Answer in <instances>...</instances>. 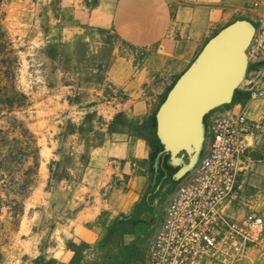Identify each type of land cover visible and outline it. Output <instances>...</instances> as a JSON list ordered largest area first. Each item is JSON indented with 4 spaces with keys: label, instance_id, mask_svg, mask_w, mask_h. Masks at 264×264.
<instances>
[{
    "label": "crops",
    "instance_id": "1",
    "mask_svg": "<svg viewBox=\"0 0 264 264\" xmlns=\"http://www.w3.org/2000/svg\"><path fill=\"white\" fill-rule=\"evenodd\" d=\"M242 3L9 2L4 17H14L18 8L20 16L30 17L25 25L21 19L28 42L56 49L52 58L58 80L45 89L44 102L35 99L36 112H51L52 124L40 125L37 118L38 126L57 132L66 124L73 127L66 137L68 179L53 185L68 193L70 211L53 226V245L46 255L52 264H144L179 182L172 177L174 168L171 172L168 165L169 170L159 165L152 183L148 156L155 128L148 119L207 39L236 19L248 20L239 11ZM243 104L252 128L237 163L231 206L239 198L245 211L256 209L264 219V99Z\"/></svg>",
    "mask_w": 264,
    "mask_h": 264
},
{
    "label": "built area",
    "instance_id": "2",
    "mask_svg": "<svg viewBox=\"0 0 264 264\" xmlns=\"http://www.w3.org/2000/svg\"><path fill=\"white\" fill-rule=\"evenodd\" d=\"M239 11L254 31L238 89L248 93L246 100L264 99V0H243ZM243 103H229L205 125L197 162L178 179L144 264H242L262 243L263 217L255 209L239 214L231 206L237 163L252 128Z\"/></svg>",
    "mask_w": 264,
    "mask_h": 264
},
{
    "label": "rangeland",
    "instance_id": "3",
    "mask_svg": "<svg viewBox=\"0 0 264 264\" xmlns=\"http://www.w3.org/2000/svg\"><path fill=\"white\" fill-rule=\"evenodd\" d=\"M10 1L0 0V90L9 91L13 85L15 91L25 94V100L18 99L22 103L20 110H13L8 116L23 120L26 128L35 136L38 157L35 175L34 159L30 148L26 147L22 162L0 176V264H52L46 255L53 245V226L65 221L70 211L68 193L53 189V185L68 179L66 137L73 127L66 124L57 132V129L40 126L52 124L51 112H36L35 99L44 102L45 89H50L58 80L57 65L52 58L56 49L40 48L36 43L28 42L25 30L21 33V29L26 27L22 25L21 19L25 25L30 17L26 14L20 16L19 8L14 17H4ZM31 20L34 22L35 18ZM222 106L204 114V126L212 115L222 110ZM37 118L40 120L39 126ZM0 125L6 127L3 119H0ZM11 136H16V132H12ZM157 146L159 148V143ZM52 154L60 158L54 159ZM170 171L174 169L170 168ZM172 189L173 185L169 191ZM235 201L234 211L241 214L244 208L245 212V202ZM20 204L22 214L18 217L16 212ZM143 239L141 237L139 243H143ZM242 264H264V239Z\"/></svg>",
    "mask_w": 264,
    "mask_h": 264
},
{
    "label": "water",
    "instance_id": "4",
    "mask_svg": "<svg viewBox=\"0 0 264 264\" xmlns=\"http://www.w3.org/2000/svg\"><path fill=\"white\" fill-rule=\"evenodd\" d=\"M254 28L236 19L214 33L166 92L154 114L160 150L152 161V183L161 156L178 180L193 169L204 141L203 116L231 103L246 71V47Z\"/></svg>",
    "mask_w": 264,
    "mask_h": 264
},
{
    "label": "trees",
    "instance_id": "5",
    "mask_svg": "<svg viewBox=\"0 0 264 264\" xmlns=\"http://www.w3.org/2000/svg\"><path fill=\"white\" fill-rule=\"evenodd\" d=\"M168 89L166 90V92L168 91ZM7 91L8 90L6 89L5 91L6 93H5V92H1L0 90V119L4 120L6 126L4 127L0 125V176L6 171L10 172L14 166H17V164L19 165L22 162V158L25 156L26 147L30 148L32 158L34 159L33 175H35L37 170V157H38V147L36 145V138L26 128L23 120L18 119L15 116H8V114L13 110L15 109L20 110V108L22 107V103L18 99L25 100L26 96L22 92L15 91L13 85L12 88L8 91V93ZM165 94L160 102H162V100L164 99ZM247 96H248L247 92L241 91L239 89H235L230 104L236 102L237 100L244 102ZM228 105L229 104H225L222 107H227ZM155 111H153V113L150 115L148 119L149 124L152 128H155V119H154ZM12 132H16V136H11ZM23 138L27 139L25 140L26 142L22 140ZM157 143L158 141L155 136H153L149 140L150 150H149L148 162L150 165V171L152 172V176H153V169L151 166L152 161L155 154L160 150V145L159 148H157L158 147ZM163 157H165L166 159V155L161 156L159 165L169 170V167L165 164V159L163 161V165L161 163ZM159 165H158V170H159ZM16 204L18 203L16 202ZM21 214H22V207L20 204V208L18 209V212H16V216L19 217Z\"/></svg>",
    "mask_w": 264,
    "mask_h": 264
}]
</instances>
